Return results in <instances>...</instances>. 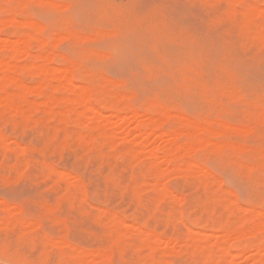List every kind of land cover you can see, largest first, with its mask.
I'll list each match as a JSON object with an SVG mask.
<instances>
[{
    "label": "rangeland",
    "instance_id": "374dc122",
    "mask_svg": "<svg viewBox=\"0 0 264 264\" xmlns=\"http://www.w3.org/2000/svg\"><path fill=\"white\" fill-rule=\"evenodd\" d=\"M0 264H264V0H0Z\"/></svg>",
    "mask_w": 264,
    "mask_h": 264
}]
</instances>
